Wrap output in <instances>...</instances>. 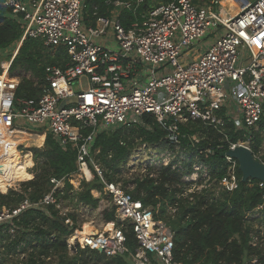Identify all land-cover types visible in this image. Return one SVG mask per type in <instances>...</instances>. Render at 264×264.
<instances>
[{"label": "built area", "instance_id": "1", "mask_svg": "<svg viewBox=\"0 0 264 264\" xmlns=\"http://www.w3.org/2000/svg\"><path fill=\"white\" fill-rule=\"evenodd\" d=\"M247 1L236 15L229 16L223 12L222 0H173L151 9L141 21L126 28L121 13H136L145 0H114L108 3L113 6L110 15L98 16L89 25L83 0H9L6 4L13 6L14 14H24L22 41L29 37L47 47L64 48L69 60L64 67H46L38 99H18L20 83L10 76L12 62L3 66L0 142L7 134L28 131L25 126L31 125L39 129L34 132L45 137L52 134L62 148L76 151L77 171L61 179L51 178L49 192L38 202L26 198L16 208H3L0 227L30 208L54 207L73 229L67 240L70 251L72 247L102 248L108 258L125 255L135 264H183L174 258V232L155 220L151 207L128 192L134 186L126 189L122 182L106 180L105 169L95 158L99 153L95 142L103 132L142 124L145 116L153 117L169 132L175 149L158 155L157 147L143 144L136 148L129 166L141 177L149 173V167L181 164L187 155L181 146L180 126L190 121H203L224 133L229 119L238 131L249 134L247 141L231 144L229 150L238 145L251 149V132L259 131L264 120V0ZM208 39L207 50L196 51L195 46ZM193 141L199 143L196 136ZM27 148L23 143L17 146L22 158L29 154L34 165L31 148ZM144 152L148 162H137ZM225 158L227 174L219 185L221 190L234 192L240 184L238 162ZM6 171L2 173L0 168L2 174ZM96 178L104 185L103 190L91 191L100 200L98 208L65 197L68 183L71 196L82 191L83 183ZM182 180L190 185L185 194L208 189L215 182L203 163L194 164ZM259 186L264 188V183ZM103 203L111 206L113 221L105 220ZM86 224L93 232L83 236ZM126 226L135 237L133 249ZM257 241L255 237L252 242L256 245Z\"/></svg>", "mask_w": 264, "mask_h": 264}, {"label": "trees", "instance_id": "2", "mask_svg": "<svg viewBox=\"0 0 264 264\" xmlns=\"http://www.w3.org/2000/svg\"><path fill=\"white\" fill-rule=\"evenodd\" d=\"M8 1L0 0V52L22 43L15 53L10 73L21 68L30 72L35 81L22 77L17 98L38 99L43 92L46 67H64L69 57L64 48L47 47L41 40L28 37L22 41L24 14H14L13 6L6 4ZM112 1L83 0L86 24H93L98 16L110 15L113 6L108 3ZM172 1L145 0L136 13L124 10L120 15L121 21L129 28L159 3ZM6 66L9 67V63ZM263 131L264 120L259 131L251 132V149L257 157L264 141ZM180 132L183 136L181 146L187 157L175 167H149V173L144 177L136 174L128 179L122 178L123 168L136 148L147 144L160 151L175 149V144L168 138L169 132L151 116H145L142 124H126L99 134L95 142V150L99 153L95 158L105 169L107 181L122 182L126 189L133 185L134 189H127L128 192L152 208L156 221H163L172 229L176 261L183 264H264V188L256 180L243 183L239 165V188L228 192L221 190L219 185L228 168L223 153L231 144L247 141L249 134L238 131L229 119L224 133L199 120L181 125ZM194 136L199 143L193 141ZM44 141L43 133L27 130L3 137L0 166H5L7 171L5 174L0 172V212L3 208L18 207L26 198L38 202L49 192L51 178L61 179L77 171L76 151L62 148L52 134H48ZM22 143L33 147L31 151L37 169L35 177L27 170L33 166L31 156H25L27 162L23 163L17 149ZM220 146L223 147L220 149ZM210 150L212 152L208 153ZM259 158L264 162V157ZM196 163L207 165L215 182L208 189L185 194L190 185L182 178L191 173ZM17 182H23L21 190L12 188L7 192L8 187ZM82 187L81 192L70 196L72 186L68 183L65 197L69 200L78 198L93 209L98 208L100 200L94 198L91 191L103 190L100 179L83 183ZM260 207H263L259 211L262 215L257 217L254 211ZM70 217L75 220L74 216ZM104 218L113 221V211L104 212ZM10 229L15 233L11 234ZM125 231L129 246L135 248L131 227L126 226ZM72 233L73 229L65 224V219L54 207L30 208L13 222L0 227V264H52L54 259L58 260L57 264H135L128 256L108 258L89 248L77 247L72 255L67 244ZM255 237L258 238L256 245L252 242Z\"/></svg>", "mask_w": 264, "mask_h": 264}, {"label": "rangeland", "instance_id": "3", "mask_svg": "<svg viewBox=\"0 0 264 264\" xmlns=\"http://www.w3.org/2000/svg\"><path fill=\"white\" fill-rule=\"evenodd\" d=\"M248 3V1L247 0H226V1H224L223 2V4H222V9H223V12L226 10L229 14V16H234V14L236 13V12H238L239 10H240V8H242L245 4H247ZM225 11V12H226ZM209 39L208 40H204V41H202L201 42V44L198 46V45H196L195 46V49H196V51H206L207 50V48L210 46V43H209ZM205 42H207V43H205ZM19 47H20V43H17L16 45H14L13 47H11V48H9V49H7V50H5V51H2V52H0V67L3 69V66L5 65V64H7V63H11L12 62V59L14 58V54L16 53V51H17V49H19ZM192 53H194V51H192ZM16 57V56H15ZM10 76L12 77V78H17L18 80H19V83L21 82V78L22 77H25V78H27V79H30V80H32V81H35V78L33 77V75L30 73V72H25L23 69H21V68H16V70L14 71V73L13 74H11L10 73ZM87 84H86V81H85V83H84V86H86ZM25 128H27L28 129V131H31V132H34V131H38L39 129H37V128H35V127H33V126H31V125H26L25 126ZM258 129H256V131H257ZM262 134H263V136H264V131L262 132ZM46 138H47V136L45 137V141H46ZM45 143V142H44ZM27 146V145H26ZM44 146V145H43ZM43 146L42 147H36V148H43ZM23 147V146H22ZM28 147V146H27ZM30 148H33L32 146H30V147H28L27 149H30ZM151 151H152V147H150L149 148ZM32 153H33V151H32ZM145 153V152H144ZM143 153V155L144 156H142L141 158H139L138 159V161L137 162H141V161H144V163H147L148 161V158H149V156H148V153L146 154H144ZM156 153H158V155H160V154H162V152L161 151H158L157 150V152ZM34 156V155H33ZM146 156H147V159H146ZM259 157H264V141H263V144H262V147H261V152H260V154L258 155ZM21 159H22V161H23V163H26L27 162V158L25 157H23L22 158V156H21ZM131 163V160L126 164V166H125V168H123V170H124V173H123V176H122V178H126V179H128V178H130L131 177V175H136L137 174V169L136 168H130V166H129V164ZM34 168H33V170L31 171V173L34 175V177H35V175H36V171H37V169H36V162L34 161ZM29 172H30V170H28ZM22 183L23 182H17V183H15L12 187L13 188H15V187H21L22 188ZM12 184V183H11ZM10 184V185H11ZM123 184V183H122ZM12 188H10V189H8L9 191L11 190ZM1 192V191H0ZM2 193V192H1ZM101 206H103V209H104V211H107V212H110V210H111V206L109 205L108 206V204H104L103 203V205H101ZM256 211H258V210H256ZM259 212V211H258ZM98 213V212H97ZM99 215H100V213H98ZM257 214V213H256ZM261 213H259L258 215H257V217L260 215ZM262 215V214H261ZM86 225H88V224H86ZM85 225V226H86ZM85 226H84V228H85ZM263 232V235H264V228H263V230H262ZM83 232H84V229H83V231H82V234H83ZM73 253H75L74 251H70V254H72L73 255ZM55 260V261H54ZM54 260H52V264H57L58 263V260L57 259H54Z\"/></svg>", "mask_w": 264, "mask_h": 264}, {"label": "water", "instance_id": "4", "mask_svg": "<svg viewBox=\"0 0 264 264\" xmlns=\"http://www.w3.org/2000/svg\"><path fill=\"white\" fill-rule=\"evenodd\" d=\"M223 156L231 157L238 162L239 170L242 174L241 181L243 183L251 180L264 183V162L257 158L249 147L238 145L235 149L224 152ZM0 168L1 172L4 173L5 166H0ZM75 249L76 247H72V251ZM97 251L103 253L102 248H98Z\"/></svg>", "mask_w": 264, "mask_h": 264}, {"label": "bare ground", "instance_id": "5", "mask_svg": "<svg viewBox=\"0 0 264 264\" xmlns=\"http://www.w3.org/2000/svg\"><path fill=\"white\" fill-rule=\"evenodd\" d=\"M224 1H226V0H222L221 5L223 4ZM236 14H237V13H236ZM236 14H235V15H236ZM92 232H93V231L91 230V226L88 224V225H86L85 228H84L83 236H86V235H88V234H90V233H92Z\"/></svg>", "mask_w": 264, "mask_h": 264}, {"label": "crops", "instance_id": "6", "mask_svg": "<svg viewBox=\"0 0 264 264\" xmlns=\"http://www.w3.org/2000/svg\"><path fill=\"white\" fill-rule=\"evenodd\" d=\"M209 1H210V0L203 1L202 3H206V2H209ZM250 1H254V0H250ZM160 4H164V3H159V5H160ZM159 5H158V6H159ZM245 5H246V4H245ZM245 5H244V6H245ZM244 6H243V7H244ZM156 7H157V6H156ZM112 10H113V9H112ZM112 10H111V11H112ZM111 11H110V13H111ZM225 11H226V10H225ZM226 13L229 14L227 11H226ZM236 13H238V12H236ZM236 13H235V14H236ZM235 14H234V15H235ZM44 142H45V141H44Z\"/></svg>", "mask_w": 264, "mask_h": 264}]
</instances>
